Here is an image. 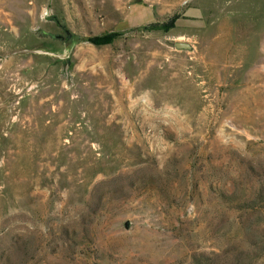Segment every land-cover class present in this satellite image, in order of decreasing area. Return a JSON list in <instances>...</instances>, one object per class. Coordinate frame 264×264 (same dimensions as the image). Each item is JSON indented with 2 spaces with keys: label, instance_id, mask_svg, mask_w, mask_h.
Returning <instances> with one entry per match:
<instances>
[{
  "label": "rangeland",
  "instance_id": "obj_1",
  "mask_svg": "<svg viewBox=\"0 0 264 264\" xmlns=\"http://www.w3.org/2000/svg\"><path fill=\"white\" fill-rule=\"evenodd\" d=\"M0 264H264V0H0Z\"/></svg>",
  "mask_w": 264,
  "mask_h": 264
},
{
  "label": "trees",
  "instance_id": "obj_2",
  "mask_svg": "<svg viewBox=\"0 0 264 264\" xmlns=\"http://www.w3.org/2000/svg\"><path fill=\"white\" fill-rule=\"evenodd\" d=\"M175 21H176L175 19H170L167 28L168 29L172 28ZM115 36L116 34L114 33H104L99 36L87 37L85 38V40L94 46H105V45L110 44L114 40Z\"/></svg>",
  "mask_w": 264,
  "mask_h": 264
},
{
  "label": "water",
  "instance_id": "obj_3",
  "mask_svg": "<svg viewBox=\"0 0 264 264\" xmlns=\"http://www.w3.org/2000/svg\"><path fill=\"white\" fill-rule=\"evenodd\" d=\"M175 46H176L177 48H186L184 45L179 44V43L175 44Z\"/></svg>",
  "mask_w": 264,
  "mask_h": 264
}]
</instances>
